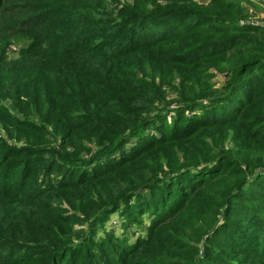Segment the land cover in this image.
Returning <instances> with one entry per match:
<instances>
[{"label":"trees","instance_id":"trees-1","mask_svg":"<svg viewBox=\"0 0 264 264\" xmlns=\"http://www.w3.org/2000/svg\"><path fill=\"white\" fill-rule=\"evenodd\" d=\"M254 1L0 0V264H264Z\"/></svg>","mask_w":264,"mask_h":264},{"label":"rangeland","instance_id":"rangeland-1","mask_svg":"<svg viewBox=\"0 0 264 264\" xmlns=\"http://www.w3.org/2000/svg\"><path fill=\"white\" fill-rule=\"evenodd\" d=\"M199 1H201V2H204V1H207V0H199ZM258 2V1H257ZM251 4H249V6H250ZM257 7H258V9H261V2L260 3H258V4H255ZM251 7H255V6H252L251 5ZM256 8V7H255ZM263 8V7H262ZM261 11L264 13V10L263 9H261ZM249 17H252L251 15H249L248 16V18ZM12 49H14L15 47L14 46H12L11 47ZM214 73V75H213V78H212V82L214 83V85L216 86V87H220L221 86V84H222V82L224 81V79L222 78V75L223 74H221L222 72H220V71H214L213 72ZM5 137L6 139H7V136H6V133H5V131H4V129H3V127H2V125H1V121H0V137ZM9 140V139H8ZM10 142H11V140H9ZM12 143V142H11ZM106 228L108 229V228H111V229H114L115 230V232L118 234V235H121L120 234V232H121V227H120V223H119V220H118V216L116 215V214H114V215H112L111 216V218H110V220L108 221V223H106ZM144 233V229L143 228H134V229H132L131 231H129V235H131L130 236V240L131 241H133V239H134V237L135 236H137L138 234H143Z\"/></svg>","mask_w":264,"mask_h":264},{"label":"built area","instance_id":"built-area-1","mask_svg":"<svg viewBox=\"0 0 264 264\" xmlns=\"http://www.w3.org/2000/svg\"><path fill=\"white\" fill-rule=\"evenodd\" d=\"M262 4L264 5V2H262ZM248 8H249L250 15L252 17L247 18L245 22L250 23V24L261 25L264 28V17L255 16V14H254L253 10H251L250 6H248ZM221 74H223L222 78L224 79V73H221Z\"/></svg>","mask_w":264,"mask_h":264},{"label":"crops","instance_id":"crops-1","mask_svg":"<svg viewBox=\"0 0 264 264\" xmlns=\"http://www.w3.org/2000/svg\"><path fill=\"white\" fill-rule=\"evenodd\" d=\"M258 1V2H257ZM261 1H259V0H256V1H254L253 2V4H251L252 6H255L254 8L253 7H251V5H250V8H251V10H253V12H254V14H255V16H261V17H264V13L261 11V9H263L264 10V5L262 4V2H261V9H258V7L255 5V4H258V3H260ZM263 7V8H262Z\"/></svg>","mask_w":264,"mask_h":264},{"label":"water","instance_id":"water-1","mask_svg":"<svg viewBox=\"0 0 264 264\" xmlns=\"http://www.w3.org/2000/svg\"><path fill=\"white\" fill-rule=\"evenodd\" d=\"M259 1L264 2V0H259Z\"/></svg>","mask_w":264,"mask_h":264}]
</instances>
